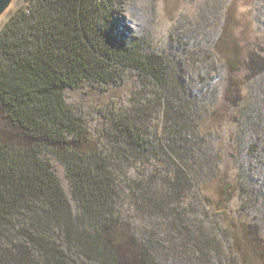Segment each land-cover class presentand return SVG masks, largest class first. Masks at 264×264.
Returning a JSON list of instances; mask_svg holds the SVG:
<instances>
[{"label":"trees","instance_id":"1","mask_svg":"<svg viewBox=\"0 0 264 264\" xmlns=\"http://www.w3.org/2000/svg\"><path fill=\"white\" fill-rule=\"evenodd\" d=\"M126 3L27 0L0 30V264H159L156 248L118 209L119 164L128 155L161 163L162 156L171 158L165 171L133 182L129 192L141 210L174 212L172 227L187 221L165 197L168 190L173 196L193 189V174L211 164L196 152L201 145H189L194 119L187 76L174 59L130 32ZM224 35L228 79L216 101L237 109L243 87L233 72H245L253 93L264 90L257 80L264 76V57H244L236 40ZM125 73L158 89L166 133L151 145L137 108L112 121L113 150L107 152L67 105L65 90L84 82L115 85ZM246 106L241 118L248 127L259 114L254 105ZM44 155L63 165L76 212ZM220 196L223 206L232 186L223 185ZM229 232L228 248L238 264H264V237L257 228L231 220Z\"/></svg>","mask_w":264,"mask_h":264},{"label":"rangeland","instance_id":"2","mask_svg":"<svg viewBox=\"0 0 264 264\" xmlns=\"http://www.w3.org/2000/svg\"><path fill=\"white\" fill-rule=\"evenodd\" d=\"M26 2L11 1L0 18V30ZM126 4L125 24L130 32L144 37L152 49L169 60L174 59L187 76L194 119L189 145L195 150L201 145L196 152L204 154L211 166L206 171L203 168L200 175L193 174L197 177L193 189L188 187L173 196L168 190L165 201L177 205L187 220L184 226L172 227L174 212L141 210L129 192L133 182L146 180L156 169L165 171L171 158L162 156L161 163L150 157L128 155L119 164L121 217L135 233L150 240L159 264H238L240 259L228 248L230 221L249 224L264 237V90L253 93V82L246 81L244 71H237L232 77L243 87L242 106L235 109L216 101L228 79L224 65L227 47L220 39L224 34V38L232 36L244 57H264V0H127ZM257 80L264 83V76ZM157 93L152 84L125 73L115 85L84 82L67 89L65 101L108 152L113 150L112 121L137 108L141 109L137 110L151 145L166 133ZM245 105H254L259 114L257 122L248 127L241 118ZM44 158L76 212L63 165L52 155ZM226 184L232 186L233 196L222 206L221 187Z\"/></svg>","mask_w":264,"mask_h":264},{"label":"water","instance_id":"3","mask_svg":"<svg viewBox=\"0 0 264 264\" xmlns=\"http://www.w3.org/2000/svg\"><path fill=\"white\" fill-rule=\"evenodd\" d=\"M11 1L12 0H0V17L3 15V13L9 7Z\"/></svg>","mask_w":264,"mask_h":264},{"label":"bare ground","instance_id":"4","mask_svg":"<svg viewBox=\"0 0 264 264\" xmlns=\"http://www.w3.org/2000/svg\"><path fill=\"white\" fill-rule=\"evenodd\" d=\"M1 18V17H0Z\"/></svg>","mask_w":264,"mask_h":264}]
</instances>
